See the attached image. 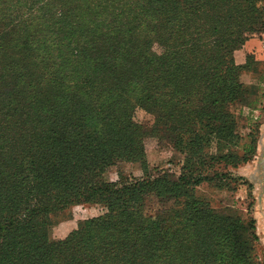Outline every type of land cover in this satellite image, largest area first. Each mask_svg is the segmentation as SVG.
Masks as SVG:
<instances>
[{"label":"trees","instance_id":"obj_1","mask_svg":"<svg viewBox=\"0 0 264 264\" xmlns=\"http://www.w3.org/2000/svg\"><path fill=\"white\" fill-rule=\"evenodd\" d=\"M6 1H10L8 6L0 8V136L11 135L13 139L0 144V219L10 215L0 222V245L8 247L11 243L22 250L19 259L9 258L0 264L31 263L37 229H28L32 225L23 223V218H32L30 223L37 212H49H20L22 204L30 208L33 200L39 206L41 199L32 193L50 186V198L61 197L60 188L70 183L76 169L82 175L86 171L83 193L88 198L89 192L95 190L88 183L98 179L108 163L122 156L143 154L135 135V129L143 127L132 121L133 105L154 112L160 130L176 137L177 144L184 143V137L187 140L182 149L188 156L189 173L177 180L164 175L151 188L160 195L166 192L180 199L179 207L170 213L174 229L161 216L148 218L141 213L145 183L113 190L108 192V218L93 222L101 229L99 234L85 233L86 240L95 243L98 239L100 252L89 250L86 264H162L168 252L170 257L183 256L189 248L197 264H259L253 256L259 240L255 217L220 214L189 192L204 181L217 186L214 180L222 177L219 173H201L207 158L200 144L215 138L220 146L236 145L237 124L228 107L234 101L247 103L251 91L240 81L248 66L238 65L232 54L264 31V6H260L263 0H116L122 5L116 10L125 8L130 14L136 13L125 23L140 26L148 18L147 33L139 37L132 55L135 62L129 63L128 58L119 62L112 50L109 55L102 43L105 41L87 30L94 45H86V49L85 36L79 40L73 38V30L66 32L65 24L72 20L75 2L106 15L114 8L111 4L115 0H105V5L96 0L99 8L92 7L93 0L1 3ZM91 21L92 18L87 22ZM102 23L105 24L103 20ZM161 43L167 47L161 55L150 56L145 50ZM76 48L78 57H86V69L78 68L86 77L78 75L74 84L71 77L77 70L68 66L76 61ZM122 74L130 75L134 86L126 80L121 86L114 85ZM64 87L90 96L79 95L76 101L64 99L60 93ZM41 112L47 113L45 120L40 118ZM85 119L86 129L82 127ZM6 121L14 123L23 135L7 127ZM254 138L242 155L235 151L232 156L216 159L233 166L248 162L258 151V138ZM14 142L19 147L13 154L10 152L13 159H7V150ZM4 167L13 169L12 178H27L25 190L8 196L14 188L7 182ZM97 187V194H105L103 190L108 188L102 183ZM119 215L138 219L118 222ZM90 226L86 225V230ZM24 236L32 237L31 243L23 241ZM44 262L42 259L40 264ZM166 264L172 263L169 260Z\"/></svg>","mask_w":264,"mask_h":264},{"label":"rangeland","instance_id":"obj_2","mask_svg":"<svg viewBox=\"0 0 264 264\" xmlns=\"http://www.w3.org/2000/svg\"><path fill=\"white\" fill-rule=\"evenodd\" d=\"M1 2L3 0L0 1V8H6L10 1H6L5 3ZM101 2L105 5V0H101ZM115 2L116 0L111 4V6L114 4V8L107 10L106 15L94 13L95 9L86 10L75 2L73 4L75 6L74 12H71L73 14L72 20L69 19L65 24L67 26L66 32L70 33L73 30V38L79 40H82L85 36L86 39L83 43L86 49V45H94V41L87 35L88 31L96 39H103L105 43H102L108 54L110 55V50L114 51L115 57L119 62H126L125 58H128L127 63L135 62V56L133 57L132 55L135 52L134 49L138 46L137 44H139V37L147 33L148 18L140 26L125 23L124 20L126 18H134L136 13L130 14L125 8L121 12V9L116 10V7L122 8V5L121 3ZM90 3L95 4V6L91 5L92 7L99 8L96 0ZM261 5L264 6V0L260 3ZM23 10L27 11V6H24ZM90 18H92L91 24L87 22ZM102 20L105 24L102 23ZM92 22L96 23L92 24ZM144 29L145 31L143 33ZM252 40L257 41L254 45L252 43L247 45V49H250V52H246V61L243 64H238L240 66H248L247 70L240 75V81L245 87L247 86L250 89L251 94L247 97L249 98L247 103L234 101L228 107L229 112L235 117L237 124L235 128V132L238 134V138L235 140L236 145H233L231 148L223 147L220 146L215 138H212L209 142H202L200 146H202L207 159L205 160V165L202 167L201 173L204 176H213L215 173H219L222 177L221 180H214L218 184L217 186L214 183L204 181L189 192V194L207 203L216 212L224 215L239 216L242 219H249L251 216L255 217L256 214L260 216L263 214L264 216V158H260L257 151L254 156H251L248 162H239L236 166L224 160H217L216 158H222V156L229 154L232 156L233 154L231 153L235 151L242 155L244 148H250L252 146L251 143L255 139L254 137L257 136L258 138L260 135V127L264 123V31L261 35H256L248 41ZM244 46L235 50L232 56L235 58L236 52L243 50ZM163 48L167 49L161 43V45L154 44L151 49L148 47L145 50L150 56L152 53L161 55L165 51ZM77 49L74 53L76 61L73 65L70 64L68 66L69 68L73 67L74 70H77L75 76L71 77L74 84L78 79V75L79 77H86V73L83 70L85 74L78 70V68L86 69V57H78L80 54L77 53ZM83 56H86V51ZM105 78L110 80L107 77ZM125 80L134 86L135 82L130 81V75L128 74H122L114 85L121 86ZM60 93L64 99H72L74 101L79 98V95H83L80 98L86 97L87 95L90 96L84 91L75 92L65 87L60 89ZM133 107L132 121L135 126L140 125L143 127L142 129H135V135L138 136L143 146V154L138 152L133 155L134 157L130 156L129 158L122 156V158L108 163L104 170L100 171L99 178L88 183V186L92 185L95 188V190L93 189V191L89 192L90 196L88 198L86 197V192L83 193V191H86V171L82 175V173H79L75 169L72 171L74 174H71V178L69 179L70 183H64L60 188L61 197L54 196L50 198L51 192H48L50 186H46L31 194L41 199L39 206H37V200H33V205L30 208H26L24 204L20 206V212L23 213L34 212V210L37 212L39 209L49 211L37 212L39 214L36 217L34 216L30 223L28 221L32 218L28 216L23 218V223L32 225L28 226V229L34 231L37 229L38 232L35 231L33 239L35 240V250L30 264H40L42 259L45 260L44 264H55L54 262L56 264H86V254L89 253V250L96 254L100 253L97 249L98 239L95 240V243L92 240H86L85 233L87 231L90 234H99L98 232L101 229L93 226V222L99 223L102 219L108 218L111 211L108 192L120 189L126 185L132 184L133 186L138 183H145L147 186L141 191L143 192L141 213L148 218L161 216L167 221L170 228L174 229L171 224L170 213L171 209L179 207L180 199H176L166 192L160 195L156 189L151 188L155 187L157 180L164 175H168L173 180H177L189 173L186 167L188 156L186 151L182 149L187 144V140L184 137V143L177 144L176 137L165 133L164 129L160 130L161 126L157 124V116L154 112L140 105H133ZM73 111L71 114L74 115ZM63 112L68 115V112ZM41 114L43 116L40 118L45 120L47 113L41 112ZM5 123L7 127L17 129L21 133L20 136L23 135L21 129L14 123L8 121ZM82 127L86 129V119ZM12 139L13 137L11 135L6 138H3L2 135L0 136V144H2V140H8L7 142H9ZM18 147L14 142L11 145L10 151L9 149L7 150L8 156L6 158L13 159L14 156L12 154ZM197 150H199V147ZM193 168L196 170L195 167ZM69 169L72 170V168ZM3 170L9 177V181L7 182L14 188L13 193H8V196L18 194L17 191L25 190L28 186L26 185L27 178L22 175L23 173L21 171H18L17 174L22 175V179L18 176L12 178L13 169L8 170L4 167ZM247 175L253 177L254 183L248 179ZM95 183L99 186L102 183L103 186L108 187L106 191L103 190L105 194L102 191L100 192L101 194L96 193V190L99 188L97 187L98 185H94ZM249 184L252 186L250 187ZM45 191L47 192L43 193ZM98 195L100 197L95 199L96 197L94 196ZM187 197L185 196V198ZM9 216L2 217L0 222H4ZM135 219H138V217L119 215L116 221L133 222ZM261 220L263 228L261 231L262 235L259 234L258 221L256 220L259 240L253 253V256L257 258L259 264L264 263V217ZM86 225L91 226L86 230ZM31 238L24 236L22 240L31 243ZM50 244L53 245L52 248H50ZM3 245H0V262L9 260V258L14 260L19 259V252L22 249L15 248L11 243L8 247ZM185 245L188 247L186 243ZM190 250V248L186 250L183 256L175 257H170L168 252V258L162 264H166L169 260L172 264H197L193 262L191 258L192 252ZM202 263L204 262L202 261ZM106 264L118 263L109 262Z\"/></svg>","mask_w":264,"mask_h":264},{"label":"crops","instance_id":"obj_3","mask_svg":"<svg viewBox=\"0 0 264 264\" xmlns=\"http://www.w3.org/2000/svg\"><path fill=\"white\" fill-rule=\"evenodd\" d=\"M256 41L257 40L248 41L247 44L244 46L243 50L236 52L235 58H236V62L238 64H243L246 61V52H250L249 51L250 49H247V45L249 43H252L254 45L256 43ZM258 153L260 155V158H264V123L260 127V135L258 136ZM247 177L252 183H254V180L252 179L253 177L251 175H247ZM255 217H256L255 219L258 221L259 234L262 235L261 231L263 228H262V220L261 219L264 216H263V214H261V216L256 214ZM261 238H262V236H261Z\"/></svg>","mask_w":264,"mask_h":264}]
</instances>
